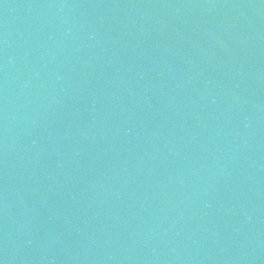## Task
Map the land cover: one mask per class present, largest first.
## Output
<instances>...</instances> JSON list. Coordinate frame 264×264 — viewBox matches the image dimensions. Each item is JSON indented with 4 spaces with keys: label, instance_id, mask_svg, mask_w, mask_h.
I'll return each mask as SVG.
<instances>
[{
    "label": "water",
    "instance_id": "1",
    "mask_svg": "<svg viewBox=\"0 0 264 264\" xmlns=\"http://www.w3.org/2000/svg\"><path fill=\"white\" fill-rule=\"evenodd\" d=\"M0 264H264V0H0Z\"/></svg>",
    "mask_w": 264,
    "mask_h": 264
}]
</instances>
